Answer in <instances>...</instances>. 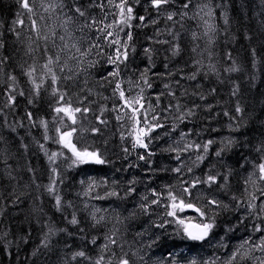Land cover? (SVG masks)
Instances as JSON below:
<instances>
[{"label":"trees","instance_id":"1","mask_svg":"<svg viewBox=\"0 0 264 264\" xmlns=\"http://www.w3.org/2000/svg\"><path fill=\"white\" fill-rule=\"evenodd\" d=\"M40 2L36 3L38 13ZM58 2L43 0L45 4ZM76 2L85 6L90 16L101 17L104 11L119 19L118 7L112 10L107 0ZM100 2L105 4L103 9L96 6ZM186 2L174 0L160 14L151 0H128L134 9L130 27L121 31L114 22L115 31L124 34L121 42L128 46V58L118 65L115 78L109 73L117 65L107 62L115 53L111 55L104 36L91 35L88 27L78 31L80 41L96 40L102 53L82 57L81 67L91 61L95 66L61 87L73 108L89 109L76 113L72 124L67 116L54 112L63 102L58 103L50 89L41 92L37 103H29L31 85L23 70L34 60L43 62L45 42H33L27 27L14 26L18 15L29 24L18 0H0V41L4 45L0 58L7 57L0 65V264H95L101 256L102 264H118L122 256L130 264H229L245 240L258 244L264 237V231H255L257 225L264 229V196L259 191L264 182L246 183L264 156L257 151L264 145V0H191L184 8ZM199 2H210L214 9L216 29L210 37L199 30L194 18V6ZM59 10L75 22L84 20L68 8ZM170 13H175L172 20L167 19ZM43 16L45 30L51 27L57 33V45L58 36L66 31L61 24L52 25L47 12ZM140 16L145 20L140 21ZM13 27L20 32L19 38ZM129 31L131 41L126 40ZM29 44L36 51L29 53ZM173 44L180 49L175 56ZM48 46L53 50L51 40ZM70 68L76 69V61ZM145 69H149L146 79L150 88L141 78ZM10 75L16 77L15 84ZM117 82L127 97L142 88L144 108L140 112L147 110L148 122L162 125L145 141L147 149L132 147L135 137L128 135L130 110L122 107ZM13 86L23 90L24 96L17 95L15 105L6 106ZM28 112L34 123L27 118ZM153 115L158 119L153 121ZM137 116L143 121L140 113ZM42 119L48 121L47 130L40 125ZM64 125L76 128L72 140L78 149L98 152L105 163L73 166L66 152L68 157L52 167L46 152L51 153L54 146L44 137L55 135V128ZM209 140L213 143L205 152L203 146ZM229 140L235 141L230 150L225 149ZM187 145L193 147L183 150ZM221 149L225 150L217 157L215 153ZM198 156L204 159L198 160ZM209 175L217 176L218 181L199 183L190 189L191 196H181L182 187ZM53 183L55 194L47 190ZM170 190L206 213L200 217L194 209L177 212L186 223L215 217V227L204 241L187 239L183 226L167 215ZM110 192L119 195L109 196ZM56 194L61 197L59 207ZM253 195L260 199L253 201ZM153 199L160 203L151 204ZM209 200L219 201L220 206L209 205ZM250 201L256 204L255 209L248 207ZM73 216L78 220L75 225L70 223ZM161 224L164 226L159 227ZM109 236H114L117 245L108 243ZM79 251L88 258L76 257ZM239 253L232 264H264V251L258 248L244 245Z\"/></svg>","mask_w":264,"mask_h":264},{"label":"snow or ice","instance_id":"2","mask_svg":"<svg viewBox=\"0 0 264 264\" xmlns=\"http://www.w3.org/2000/svg\"><path fill=\"white\" fill-rule=\"evenodd\" d=\"M20 3V6L22 9L26 10L28 14V20L29 24L25 25L24 19L20 18L18 15L17 19L13 22L14 26H19V27H27L28 31L33 34L32 37H29L30 40H34L33 42H38L40 40H43L45 43L43 45V55L41 56L42 63H39L38 61L34 60L32 64L28 65L26 68L23 70V74L28 78V82L31 85L30 89V95L32 96V99L29 100V103H37L40 98V94L42 91L48 92L49 89L51 90V94L56 96L57 102H63V106L55 107L54 112L57 114V116L63 114L67 116L69 119H71L72 124L76 123V113H87L89 109L87 107L85 108H80V107H72L71 100H65V97L67 95L66 92L61 91V87L66 84L67 81H75L81 72H86L88 68L94 67L95 66V61H91L88 63L87 67H81L83 64V60H81L79 57H86L88 56L92 49H98L97 55H100L102 53V49L100 48L99 44L96 43H90L88 48L81 51V49L74 43L72 44L71 48H74L77 53H79L78 56H71L69 59H72L76 61V69L74 70L73 68H70L68 66V63L66 60H62L61 54L65 52L66 49L69 51L71 49L68 48L67 44H64L63 47L57 46L56 45V39H57V33L56 31L51 28L47 27V30H45V27L42 22L45 20V17L42 14H39L36 11V3L37 0H32V3H29V0H18ZM138 2V0H137ZM113 3V0H108V4L111 5ZM174 3V0H151V5L154 9L160 10L165 8L167 5ZM191 3V0H187V2L183 5L184 8H187L188 5ZM40 8L43 9L44 12H49L51 9L52 11H55L57 8L63 10L64 8H68V11L73 14V16L76 17H83L85 21V26L88 27L89 29L96 27L98 34H102L104 36V40L107 42L109 47H112L115 45V55L112 57L108 58V63L110 64H116L117 68L109 73L112 77H118L119 76V67L118 65L121 63H124L127 58H128V46L127 43H122L121 42V37L119 36V32L114 33L111 31L113 28V23L109 22L107 24L104 23V20H96L95 18L91 17L90 15L87 14V8L81 4H78L76 0H67V3H65V0H59L58 3H43V0L40 2ZM97 7L103 9L105 7V4L103 2L97 3ZM119 9V19L118 21L115 22V26L120 28L121 31H123L124 27H130V22L134 18L133 17V7L128 5V0H120L119 4L115 5ZM205 8H208V5H204L203 7L200 8V12H205ZM187 13H184L186 15ZM175 13H170L167 16V19L172 20L174 18ZM205 15L211 16L212 15V10L208 9L207 12H205ZM36 17V18H33ZM140 21H144L145 17L140 16L138 18ZM203 19V17H201ZM72 16H67L66 20L64 21V27L65 25L69 23H73ZM152 23H155V21H151ZM225 23H227V20H225ZM205 24H207V21H205ZM17 38L20 36V32L16 30V27H13L11 29ZM214 27L209 25L208 26V31H214ZM65 31L67 32V28L65 27ZM207 35V32L205 33ZM2 35V33H0ZM193 38H196V34H193ZM58 39L63 42L65 41V36L60 35L58 36ZM51 40L53 50L50 51L48 42ZM126 40L131 41L132 40V35L131 32L126 33ZM3 42L0 41V48H2ZM36 51V49H33L31 44H29L28 52L32 53ZM134 51V49H133ZM150 50H146L148 52ZM179 46L173 44L172 46V54L178 55L179 54ZM7 57L0 58V65H2ZM149 69H145V72L141 74V78L143 79V83L147 85L149 88L151 87V84L148 83V80L146 79L147 72ZM235 71L236 69H232ZM58 72L60 74H58ZM65 72H67L66 75H62ZM193 79L195 76L192 77ZM9 79L13 81V84L16 82V77L10 75ZM47 84V87L45 85ZM167 87V85H166ZM116 91L119 93V97L121 100H123V105L122 107H126L127 109L130 110V114H128V119L132 122L131 125V131H129L128 135L129 136H134L135 140L132 144V147L135 148L137 146L147 149L148 148V143L145 142L146 140L149 139L150 134L152 131L155 130L157 127H161L159 123L157 124H152L148 122V112L145 110L144 112H140V109L144 108L143 103L141 101L143 100L142 92L143 89H140V92L134 96L127 97L125 94V90L122 89L121 83L117 82L115 85ZM131 90V86L129 88V91ZM235 94V93H234ZM24 96V91L19 90L13 86L8 94V103L6 106H12L15 105L16 103V96ZM203 98V97H201ZM148 108L151 109L152 106L151 104L148 105ZM115 110V109H113ZM237 112H240L241 109L237 107L236 109ZM137 113H140V116L143 117V121L137 116ZM191 114V112H189ZM27 118L29 119L30 122H35L33 120V114L31 112L27 113ZM117 119H121L120 116H117ZM158 117L153 115L152 120L155 121L157 120ZM100 123H105V121L101 120ZM143 124V126H141ZM40 125L47 130L48 129V121L46 120H40ZM15 131V129H13ZM76 128L74 127H69L67 125L64 126V130H62L60 127L55 128V132L58 134V137L54 140L55 143L61 144L64 148L68 149L71 152L72 159L71 163L73 166H78L79 164H86V163H96V164H104L105 160L101 157V155L96 152V151H89L87 148L83 149H78L76 144L73 143L72 137L73 134L76 132ZM93 131L98 132L99 129H93ZM46 140L50 139V137L47 136V134L44 137ZM2 139V138H0ZM150 142V140H149ZM213 143L212 140H209L205 143L204 151H208L209 145ZM235 144V141L229 140L227 144L225 145V149L230 150L231 146ZM27 147V146H25ZM40 147L43 149L44 145L41 144ZM193 147V145H187L185 149ZM201 146L200 145H195V148L199 149ZM225 149H221L220 151H217L215 155L217 157L221 156L222 151ZM127 151V149H125ZM257 151L264 153V145H262L260 148L257 149ZM46 155H48V159L50 162H54L56 158L60 155H63V153H56L53 152L51 154H48L46 152ZM140 159H144V155H141L139 157ZM177 159H179V156H177ZM198 160H203V156H198ZM247 162V161H245ZM255 171H253L250 176L248 177V180H246V183L248 181H252L253 183H256V181L259 182H264V156H262V162L259 164L255 165ZM52 171L55 173L56 169L53 168ZM175 172H180V168L174 169ZM191 171V169H189ZM11 175V173H9ZM252 177H256V180L253 181ZM226 180V177H225ZM218 181L217 176L209 175L207 176V179L204 181H200L197 179L196 181H193L189 184L188 187H182L181 189V196H191V188H195L197 184L199 183H205V184H210V183H215ZM188 183V182H185ZM49 193H56V189L53 184H50L47 188ZM130 191H134V189H131ZM260 193L262 196H264V188L259 189ZM155 195V192L153 193ZM109 196H118L119 194L116 192H110L108 193ZM181 196H177L174 192L171 190L168 192V199L170 201V204L166 207H170V210L167 212L168 216L174 217L176 219V222L183 226V232L186 236L187 239L193 240V241H204L212 232V230L215 227V217H208L207 220L201 221L198 224L192 225L190 221L186 223L185 219H181L177 216V212H183L185 209H194L200 217H205L206 213L205 211L202 210L201 207H195V205L192 202H185V199L181 198ZM147 199V197H145ZM253 201L260 199V197L253 195L251 198ZM55 202L56 205L59 207L61 205V197L56 194L55 195ZM160 201L158 199H153L151 201V204H158ZM209 205H213L216 207L220 206V202L217 200H209L208 201ZM142 209H144L145 212H147V208L142 204L140 206ZM249 208L255 209L256 204L252 203L251 201L248 204ZM99 211V210H97ZM93 219L95 220V215L93 214ZM103 217H101V220ZM100 221H96V223H99ZM71 224H77L78 220L73 216L72 220L70 221ZM164 225L161 224L159 227H163ZM255 231L257 232H262L264 229H262L259 225L255 227ZM53 232V229L49 228V233L51 234ZM108 243L112 245H117V240L114 238V236H109L106 238ZM92 243H95V240L92 241ZM108 243H106L103 248L107 249L108 248ZM244 245H251L252 249H259L261 251H264V237L260 239V242L258 244L252 243L250 240H245L237 249L236 252H234L229 260V264H232V261L236 260L237 256L240 254L239 249L243 248ZM47 246V244H45ZM126 255V254H125ZM76 257H83L87 259V254L84 251H79L75 254ZM75 258V257H74ZM103 256H101L95 264H102L103 262ZM118 264H130L129 260L124 258L123 256L118 260Z\"/></svg>","mask_w":264,"mask_h":264},{"label":"rangeland","instance_id":"3","mask_svg":"<svg viewBox=\"0 0 264 264\" xmlns=\"http://www.w3.org/2000/svg\"><path fill=\"white\" fill-rule=\"evenodd\" d=\"M207 1V0H206ZM108 2V0H107ZM119 4L118 3V0H113V3L111 5L108 4L109 7L112 8V10H115L116 6ZM204 5H208V8H205V12L208 11V9H211L212 10V15L209 17L207 15H205V12H200V8L203 7ZM195 7V13H194V18L198 19V24L199 25V30L202 31V33H206L207 32V36H211L212 33L214 32L215 33V30L214 31H208V26L211 25L214 27V29H216V24H215V14H214V9L211 7V3H198L197 5L194 6ZM160 14H162L161 12V9L159 10ZM40 14L42 15H45L46 12L43 11V9H41V11H39ZM165 13V12H163ZM65 17L66 18V13L64 11H60L59 8H57L55 11H52L51 9L49 10V12H47V18L50 20V23L52 25H64V21L63 22H58L56 19L59 18V17ZM104 16H105V20H104ZM93 17V16H91ZM201 17H203V19H201ZM95 18L96 20H101L103 19L104 20V23L107 24L109 22H112L113 23V28L111 29V31H113L114 33H116L115 31V26H114V22L117 21V18L114 17L113 13H105L104 11H102V16L101 17H93ZM205 21H207V24H205ZM44 22H46V20H44ZM69 26H70V31H72L71 33H61V35H64L65 36V41L61 42L59 40L57 46H60V47H63L64 44H67L68 45V48L71 49L70 51L68 49L65 50L64 53L61 54L62 58L63 59H66L69 61V67H73V65L75 64V61L72 60V59H69V57L75 55V56H78L79 57V53H77L75 51L74 48H71L72 44H76L80 49L81 51L85 50L88 48L89 44L90 43H95L96 40H92L90 42L87 41V39L85 41H80V36L78 35V31H80L81 29L85 28V21L82 20V21H79V22H73V23H69ZM65 27L69 30V27L67 25L64 26V29ZM95 28L96 27H93L91 28V35H94V36H97L99 35L97 31H95ZM156 32L158 33V29H156ZM119 36L120 37H123L124 34L123 33H119ZM93 38H96V37H93ZM96 44H99V43H96ZM115 45H113L112 47H110V53L112 55V53L114 52V49H115ZM95 49V48H94ZM93 50V49H92ZM115 53V52H114ZM90 56H96V53H93L91 51V53L86 56V57H90ZM113 56V55H112ZM80 59L82 57H79ZM134 96V95H132ZM65 126V125H64ZM64 126L61 128L62 130H64ZM48 137H50V139H47V142L51 145L54 146V149L50 150L51 153L53 152H56V153H63V155H60L56 158V160L54 162H50V165L52 167H55V165L57 164H60V161L64 159V157H68L67 156V153H69V157H70V161H72V159H74V157H72L71 155V152L64 148L61 144H58V143H55L54 140L58 137V134L55 133V135L49 133ZM74 142V140H72ZM51 148V147H50ZM51 153H48V154H51ZM195 222H199V221H195ZM195 222H192V223H195Z\"/></svg>","mask_w":264,"mask_h":264},{"label":"water","instance_id":"4","mask_svg":"<svg viewBox=\"0 0 264 264\" xmlns=\"http://www.w3.org/2000/svg\"><path fill=\"white\" fill-rule=\"evenodd\" d=\"M195 225V224H194Z\"/></svg>","mask_w":264,"mask_h":264}]
</instances>
